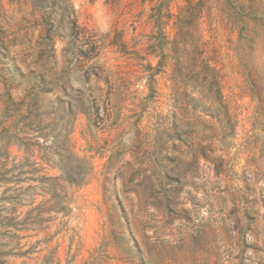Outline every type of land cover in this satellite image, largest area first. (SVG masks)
I'll return each mask as SVG.
<instances>
[{"label":"rangeland","instance_id":"1","mask_svg":"<svg viewBox=\"0 0 264 264\" xmlns=\"http://www.w3.org/2000/svg\"><path fill=\"white\" fill-rule=\"evenodd\" d=\"M68 2L0 0V264H264V0Z\"/></svg>","mask_w":264,"mask_h":264},{"label":"trees","instance_id":"2","mask_svg":"<svg viewBox=\"0 0 264 264\" xmlns=\"http://www.w3.org/2000/svg\"><path fill=\"white\" fill-rule=\"evenodd\" d=\"M59 15L63 18H67L71 24H75L74 20L71 18V9L69 7L68 0H57ZM44 8V7H43ZM77 40V36L73 37ZM78 53L81 55L83 52L81 49H78ZM87 50L83 54H87ZM207 68V66H204ZM208 69V68H207ZM20 77H23L24 73L21 72L17 67L14 69ZM33 72H30L31 75ZM34 74V73H33ZM36 75V74H35ZM44 91V88L40 87L38 81H33L32 84L26 89L25 93L18 99L14 100L9 97V102L12 106V114L10 117L16 118V121H23L26 125H39L40 116H39V99L41 92ZM22 110V111H21ZM39 117V119L37 118Z\"/></svg>","mask_w":264,"mask_h":264}]
</instances>
